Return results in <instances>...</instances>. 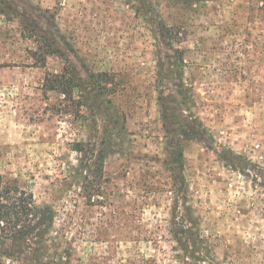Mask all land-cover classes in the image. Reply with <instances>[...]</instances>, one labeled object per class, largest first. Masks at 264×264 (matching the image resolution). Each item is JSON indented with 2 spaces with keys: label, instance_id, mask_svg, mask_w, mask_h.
Wrapping results in <instances>:
<instances>
[{
  "label": "rangeland",
  "instance_id": "rangeland-1",
  "mask_svg": "<svg viewBox=\"0 0 264 264\" xmlns=\"http://www.w3.org/2000/svg\"><path fill=\"white\" fill-rule=\"evenodd\" d=\"M3 1L33 18L68 59L51 53L42 65L43 33L0 13V174L55 213L42 258L264 264L262 0ZM158 19L176 32L174 45L183 50L181 80ZM63 71L84 82L75 98L105 87L103 98L120 117L118 146L104 160L98 194L89 198L88 180L74 171L75 148H90L98 140L94 128L107 121L85 107L78 113L59 91L45 90L44 77ZM100 72L109 80L92 84L89 73ZM159 95L167 98L173 137L164 131ZM184 129L191 137H181ZM171 149L182 152L200 260L180 249L171 231ZM33 257V249L0 241V264H35Z\"/></svg>",
  "mask_w": 264,
  "mask_h": 264
},
{
  "label": "trees",
  "instance_id": "trees-1",
  "mask_svg": "<svg viewBox=\"0 0 264 264\" xmlns=\"http://www.w3.org/2000/svg\"><path fill=\"white\" fill-rule=\"evenodd\" d=\"M5 2L0 0V13H8L13 17H21L25 20L27 28L31 31L37 30L40 34L43 33L42 41H39L37 44V49L41 53L40 63L42 65L45 57L51 53H58L65 61L68 60L64 51L57 45V41L55 39L50 40L45 30L33 18L27 17L17 7H13ZM262 2L264 4V0ZM155 24L158 32L166 38L167 47L172 51L171 65L179 70L177 79L181 80L183 50L174 45L176 41L174 35H176V32H173L161 19L156 20ZM69 49L73 51V47L70 46ZM65 71L47 74L43 82L45 90L59 91L64 95L66 100L76 107L78 113L80 107H85L93 115H96L97 111L101 112L107 121L101 126L100 130L97 127L94 128L96 132H99V135H96L98 140H94L90 148L85 147L82 143L78 144L75 148L79 152V156L76 158L74 171L78 177L86 181L88 180L90 185H87L85 189L87 190L86 196L89 198L94 194H98L100 188L99 180L103 176L104 160L118 146L117 139H119V135L121 134L120 117L118 112L112 110L111 101L103 98L105 94L103 90L105 87L103 86L95 87L99 89V93H79L78 97L75 98V90L79 92L85 91L84 82L77 74L67 77ZM88 77L92 84L97 79L104 82L109 80V75L106 72L89 73ZM185 92L181 88L177 91V94L183 98V102H187L188 100V95ZM158 98L164 131L173 137V122L167 111V98L163 95H159ZM94 99H100V102L97 104ZM191 135V131L186 129L181 131V137L183 138H189ZM169 154V160L174 161V164L170 166V170L173 191L175 193L171 231L175 240L179 243L180 249H183L191 259L200 260L202 257L200 249H203L201 244L202 239L196 231L191 209L185 205L186 186L181 174L182 164L180 160L182 152L178 149H171ZM181 202H183L182 205L180 204ZM54 216L55 213L49 204H36L30 191L5 183L0 174V241L12 242L17 249H33L36 257L31 258L33 259L31 262L35 264H67L62 260L51 263L42 258L43 249H46L45 239L53 224Z\"/></svg>",
  "mask_w": 264,
  "mask_h": 264
}]
</instances>
